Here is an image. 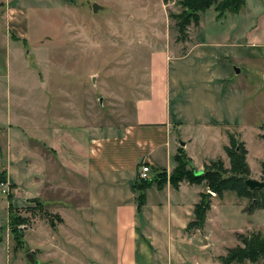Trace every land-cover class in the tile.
<instances>
[{"label": "rangeland", "instance_id": "374dc122", "mask_svg": "<svg viewBox=\"0 0 264 264\" xmlns=\"http://www.w3.org/2000/svg\"><path fill=\"white\" fill-rule=\"evenodd\" d=\"M181 1L184 0H169L167 4L162 0H25V7L29 8L24 39L27 45L20 60L25 59L26 68L20 76L26 87L14 86L13 90L26 94V106L31 112L24 104L12 106L9 97H0V220L7 218V206L12 203L21 205L13 207L16 215L45 225L42 221L56 209L51 204L62 197L54 187L57 183L53 177L59 169L54 153L66 161L80 162L74 152L82 150V140L92 128L127 121L135 100L145 93L153 57L161 59L154 63V70L159 73L165 65L159 55L162 52L182 56L195 41L211 47L216 40H224L230 32L227 18L236 13L218 17L214 7L200 13L198 23L191 22L181 39L172 18L181 15L183 19ZM93 4L99 6L94 13ZM5 50V39L0 36V54L4 55ZM210 55L209 48L192 54ZM217 56L233 74L227 82L228 89L233 90L232 103L220 94L215 88L217 82L207 79L204 71L195 72L196 77H191L194 86L186 78L179 99L175 98L183 110V134L196 139L191 154L201 165L206 158L219 155L220 143L224 141L220 129L235 133L248 151L249 178L264 182V142L259 138L264 134V65L240 64ZM12 98L14 95L13 103ZM21 114H29L30 121L22 119ZM217 121L225 123L221 126ZM57 127L59 132L55 134ZM54 135L58 142L51 144ZM37 139L57 151L52 152ZM6 144L11 164L3 155ZM218 160L216 164L209 160L202 170L216 178L228 177L224 172L229 168L227 156L214 161ZM67 180L70 182L69 177ZM206 183L200 185L213 204L208 226L194 241L190 240L200 247L207 262L222 264L227 251L240 244V235L264 233V210L250 211L248 198H238L229 191L218 196ZM26 198L30 199L25 203ZM27 228L21 230L22 235ZM181 251L190 252L188 248Z\"/></svg>", "mask_w": 264, "mask_h": 264}, {"label": "crops", "instance_id": "0c3cea01", "mask_svg": "<svg viewBox=\"0 0 264 264\" xmlns=\"http://www.w3.org/2000/svg\"><path fill=\"white\" fill-rule=\"evenodd\" d=\"M24 3L25 0H0V36L6 42L5 53L0 54V97H9L12 106L24 104L31 112L26 106V94L13 90L14 86L26 87L20 76L26 68L25 59L22 61L20 57L27 45L24 39L29 16V8ZM233 16L227 18L230 32L224 40L210 44L211 47L195 41L185 55L162 52L159 55L165 65L159 73L154 70V63L161 59L153 57L149 83L143 97L135 100L129 119L121 125L92 128L82 140V150L74 152L75 156H80V162L66 161L58 152L54 153L59 162L58 172L53 177L57 183L54 187L62 197L51 204V208L56 209L52 216L45 217L47 222L42 221L45 225L31 220L27 226L20 227L21 230L28 227V230H24L19 245L10 232L7 206V218L0 220V264H29L26 259L29 252H34L38 264H219L207 262L203 251L193 242L201 229L207 228L213 204L206 212L202 228L188 227L195 220V206L204 187L187 181L173 186L168 177L176 167L175 156L179 149L182 148L198 173L209 160L225 156L223 147L228 142L225 134L228 130L220 129L224 141L220 143L219 155L206 158L201 165L196 163L191 154L196 139L183 134V110L175 101L180 97L182 82L188 78L194 86L191 77H196L195 72L204 71L207 79L217 82L215 88L220 94L231 101L233 90L228 89L227 82L233 79V74L217 55L240 64L264 65V0H245L244 6ZM207 48L210 56L204 57L205 52L201 53L204 56H192L197 49ZM171 61L174 64L171 65ZM28 115L19 116L30 121ZM216 123L223 126L225 121ZM58 132L57 127L55 134ZM56 137L51 138V144L58 142ZM40 143L52 152L56 150L46 142ZM26 152L30 154V150ZM3 153L11 164L12 160L7 157L8 145ZM141 163L149 166L152 178L165 171L167 180L161 186H149L139 206L135 181ZM27 199L30 198H26L25 203ZM35 199L41 203L39 198ZM182 248L190 252L184 253Z\"/></svg>", "mask_w": 264, "mask_h": 264}, {"label": "trees", "instance_id": "16d2710c", "mask_svg": "<svg viewBox=\"0 0 264 264\" xmlns=\"http://www.w3.org/2000/svg\"><path fill=\"white\" fill-rule=\"evenodd\" d=\"M167 4L169 0H162ZM245 0H184L180 5L184 8L180 17H172L175 20V27L178 31L179 37L183 39L186 29L191 22L198 23L199 14L207 9L214 7L218 13V17L225 13H237L244 6ZM228 145L223 147V151L228 158L229 168L224 171L228 177H217L213 173H208L204 170L196 175L190 161L185 156L182 148L178 150L175 156L176 167L169 175L168 180L173 186H177L179 182L187 181L194 184H202L207 182L209 187H212L215 193L220 196L224 192H233L238 198H248L250 211L255 209L264 210V188H256L249 190L245 184L243 177H250V169L247 164V149L245 143L239 140L235 133L225 132ZM259 138L264 142V134L259 135ZM218 161H212L216 164ZM262 177L264 180V163L261 165ZM4 174V173H3ZM167 180L166 172L161 171L154 175L150 181H135V189L138 191V205L141 206L144 202L145 190L155 184L161 186ZM10 196V195H9ZM207 193H201L198 204L195 206V220L191 222L188 227L202 228L205 223L206 212L210 208L211 201ZM11 197V196H10ZM10 202V201H9ZM12 203L9 204V226L13 240L19 245L21 244V226H27L30 222L21 215H16ZM41 206V204L38 202ZM240 244L227 251L225 257H222V264H244L250 262L255 264L262 260L264 264V233L256 232L247 236H239Z\"/></svg>", "mask_w": 264, "mask_h": 264}, {"label": "water", "instance_id": "95a60500", "mask_svg": "<svg viewBox=\"0 0 264 264\" xmlns=\"http://www.w3.org/2000/svg\"><path fill=\"white\" fill-rule=\"evenodd\" d=\"M99 6L96 4L92 5L93 13L98 10ZM182 145V144H181ZM195 171V170H194ZM196 175L200 174L201 172H195ZM244 184L249 190H254L256 188H264V182H259L250 178L243 177ZM26 259L29 264H38L37 261L35 260V255L34 252H29L26 255Z\"/></svg>", "mask_w": 264, "mask_h": 264}, {"label": "built area", "instance_id": "2783aa9c", "mask_svg": "<svg viewBox=\"0 0 264 264\" xmlns=\"http://www.w3.org/2000/svg\"><path fill=\"white\" fill-rule=\"evenodd\" d=\"M152 178L151 175V169L149 168L148 165L141 163L139 167V171L137 173V180L138 181H150Z\"/></svg>", "mask_w": 264, "mask_h": 264}]
</instances>
